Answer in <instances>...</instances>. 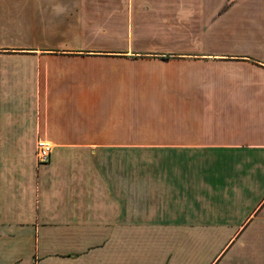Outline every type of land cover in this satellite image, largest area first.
I'll return each instance as SVG.
<instances>
[{"label":"crops","instance_id":"0c3cea01","mask_svg":"<svg viewBox=\"0 0 264 264\" xmlns=\"http://www.w3.org/2000/svg\"><path fill=\"white\" fill-rule=\"evenodd\" d=\"M157 65L206 115L131 116ZM0 264H264V0H0Z\"/></svg>","mask_w":264,"mask_h":264},{"label":"rangeland","instance_id":"374dc122","mask_svg":"<svg viewBox=\"0 0 264 264\" xmlns=\"http://www.w3.org/2000/svg\"><path fill=\"white\" fill-rule=\"evenodd\" d=\"M146 68L154 71V66ZM162 80L156 84L131 86V116L145 124L181 121L187 111L206 115V67L203 65H157ZM140 73V72H138Z\"/></svg>","mask_w":264,"mask_h":264},{"label":"built area","instance_id":"2783aa9c","mask_svg":"<svg viewBox=\"0 0 264 264\" xmlns=\"http://www.w3.org/2000/svg\"><path fill=\"white\" fill-rule=\"evenodd\" d=\"M51 152V143L45 139H37L35 146V155L38 163L45 162L49 159Z\"/></svg>","mask_w":264,"mask_h":264}]
</instances>
